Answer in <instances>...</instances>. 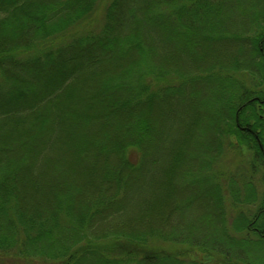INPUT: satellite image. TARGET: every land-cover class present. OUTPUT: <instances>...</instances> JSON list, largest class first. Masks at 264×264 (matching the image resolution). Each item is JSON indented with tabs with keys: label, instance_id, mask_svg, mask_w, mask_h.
Returning a JSON list of instances; mask_svg holds the SVG:
<instances>
[{
	"label": "trees",
	"instance_id": "16d2710c",
	"mask_svg": "<svg viewBox=\"0 0 264 264\" xmlns=\"http://www.w3.org/2000/svg\"><path fill=\"white\" fill-rule=\"evenodd\" d=\"M105 1L104 24L94 31L88 27ZM231 43L241 53L230 62L198 64V52L209 56ZM245 50L251 58L243 62ZM136 53L141 62L104 74L110 59ZM99 73L98 92L107 99H93L85 114L70 111L65 92ZM152 82L160 85L153 89ZM258 95L264 96V0H0V264H264L229 254L231 241H264L247 236L250 225L264 227V188L253 182L262 173L264 187ZM195 109L209 124L200 125L199 136L194 126L188 142L198 136L202 143L186 146L181 161L186 185L201 192L182 203H207L223 243L171 233L170 206L158 209L156 221L124 216L147 162L153 169L170 161V124L155 134L154 120L180 121L170 117L176 113L195 119ZM98 120V133L69 137L71 128ZM59 142L79 168L71 178L54 160ZM147 147L153 150L136 163L134 153ZM228 150L250 151L248 175L230 171ZM86 171L100 175L98 184L74 185Z\"/></svg>",
	"mask_w": 264,
	"mask_h": 264
},
{
	"label": "rangeland",
	"instance_id": "374dc122",
	"mask_svg": "<svg viewBox=\"0 0 264 264\" xmlns=\"http://www.w3.org/2000/svg\"><path fill=\"white\" fill-rule=\"evenodd\" d=\"M107 1L103 5H101L97 20L88 28H93V30L96 29V25L104 24L105 17L103 15V11L105 8ZM241 47H244V44H241ZM246 49V48H245ZM215 54H208L209 56L203 55V53L198 52V55L200 54L201 58L203 59V62H198L199 65H202V67H210L211 63L216 60H219L221 62H230L234 58V56H238L241 52L240 46L236 43H231L228 45H223L222 47H215L214 49ZM173 52V51H172ZM244 56L242 58L239 57L240 60L244 62V59H250V53L248 54L245 51H243ZM219 56V57H216ZM138 60L141 62L143 60L142 56L139 54H132V56L127 59L126 61H121L119 58H114L113 60L110 59V61L103 65V71L104 74H108L110 71L112 73H118L120 72L124 67V65L127 66V64L132 63L134 60ZM177 62L181 63L182 60L179 59ZM68 67V66H65ZM70 70L71 67H68ZM66 70L60 69L59 73L63 74L66 72ZM103 73V72H102ZM102 73H99L97 76H87V78H84L81 80L78 85L74 88H70L65 92V96L63 99L64 102L68 101L69 109L73 113L76 114H85L86 110H90L93 106V99H96L95 101H100V99H107L106 96L101 95V93L98 92L102 87V79L103 76ZM159 86L160 83H151V86L153 89L156 88V86ZM209 89V88H207ZM100 94V95H99ZM256 99H264V96H256ZM172 110H175L173 108ZM201 112L199 109H195L193 111V114H196V118L192 116H187L185 113L181 114V116L176 113L170 117L173 118H180V121L177 120H171L170 123L167 121V117H164L163 120L157 122V120H154L153 125L156 127V132L158 133V129L168 128L170 124V129L167 132H164V139L167 138L170 134V161L168 160L163 161V163L160 166H157L155 168H151L150 162L149 166H145L141 171V177L139 178V184L135 186L134 188L136 190L130 191L132 192V197L130 199H127L128 205L125 209L124 216L130 218L133 223L140 224V223H146L152 220H157L156 213L158 212V209L161 207L164 208V210L167 212L168 206H170V232L171 233H178L180 235L185 236L186 238H195L197 241H206L210 240L213 242L223 243L221 239H218L220 236V228L216 226L219 223L213 224L209 221L210 216L209 212L210 207L207 206V203L200 198L196 197L194 200L196 203H194L192 206H187L186 204L182 203L184 200H187L190 198L191 195L197 196L201 191L198 188L195 187H188L186 185L187 181L183 180V174L187 172V168L183 165L181 159H182V152L184 151L186 146H191L192 143H196L198 146L201 145L202 141L200 142L199 135H200V125H208L209 120L206 118L207 115H198V113ZM194 116V115H193ZM158 119V117H156ZM103 123L102 120H98L95 124L89 125L86 128H71L69 132V137L74 138L76 136H83L86 134H89L92 136L94 133H98L99 129L97 128L98 124ZM27 124H24L22 126L23 130L27 128ZM194 126L197 128L196 133L197 137L193 139L192 141L188 140L192 136L193 128ZM109 129H112L111 127ZM163 135V133H162ZM62 137V136H61ZM67 137V136H66ZM65 139V138H64ZM56 153L54 154V160L61 163L62 167L67 169V173H62L63 178H71L76 173V170H73L75 168H78L75 162V158L72 157V150L69 148H66V145H62L61 142L56 143ZM196 146V145H194ZM201 147V146H200ZM152 148H144L143 151H139V153H134V161L136 163H141L143 160L141 159L144 157L145 159L152 151ZM240 152V151H239ZM244 153V154H242ZM239 156V157H237ZM251 153L250 151H242L239 154H234L231 152V150L227 151V156L225 159L228 160V168H230V171H236L240 170L241 175L243 173L247 174L249 173V163L251 160ZM141 159V160H139ZM139 163V164H140ZM221 168V167H219ZM227 166L223 167V169H226ZM79 169V168H78ZM216 170V169H215ZM47 171V170H46ZM218 171V169H217ZM80 174L76 177L77 180L72 181L74 185L80 186L81 184H84L85 186L89 185V181L93 182L97 185L100 180V175L94 172L86 171V173L79 172ZM261 175L262 173H257L254 176V185L257 186V191H263V186L261 185ZM75 179V178H74ZM101 182V181H100ZM45 183V184H44ZM238 183V182H237ZM43 184L47 187V183L44 181ZM93 184V183H92ZM93 184V185H94ZM91 186V184H90ZM185 187V189H184ZM37 190V189H35ZM47 193H50L52 191L48 188L46 190ZM229 198V197H227ZM230 199L226 200L227 204ZM125 201V202H126ZM180 206L182 209H180ZM207 206V209H206ZM179 207V209H178ZM247 207V206H246ZM255 208H250V211H254ZM164 213V212H163ZM248 213V214H249ZM247 214V215H248ZM232 215V214H231ZM233 217V216H232ZM126 219V218H125ZM253 220V219H252ZM252 220L250 222L252 223ZM228 221L231 222V217L229 216ZM164 222V221H163ZM163 222H157L155 226L158 228ZM129 223V222H128ZM255 223V221H254ZM253 223V224H254ZM108 226H111L110 221H108ZM166 225H161V228L164 229ZM246 231V229H245ZM248 231V229H247ZM246 231V232H247ZM250 238H254L255 236L252 235L250 232L247 234ZM209 237V238H208ZM256 238V237H255ZM238 239V236H237ZM240 240V239H238ZM233 241H231L230 250L232 253H229L235 260L241 259V261H263L261 259L264 254V241L260 242L258 245L253 244L245 247H239V245L232 244ZM162 244V243H161ZM171 246V245H170ZM244 259V260H243ZM259 260V261H258Z\"/></svg>",
	"mask_w": 264,
	"mask_h": 264
},
{
	"label": "flooded vegetation",
	"instance_id": "af4514ba",
	"mask_svg": "<svg viewBox=\"0 0 264 264\" xmlns=\"http://www.w3.org/2000/svg\"><path fill=\"white\" fill-rule=\"evenodd\" d=\"M256 220H257V218L255 219V221ZM247 229H248V231H250V233L252 235H256L258 238L264 240V227L260 228L259 226L254 227V226L250 225ZM261 260H263V259H261Z\"/></svg>",
	"mask_w": 264,
	"mask_h": 264
},
{
	"label": "water",
	"instance_id": "95a60500",
	"mask_svg": "<svg viewBox=\"0 0 264 264\" xmlns=\"http://www.w3.org/2000/svg\"><path fill=\"white\" fill-rule=\"evenodd\" d=\"M260 147H261L262 151L264 152L263 147H262V144H260Z\"/></svg>",
	"mask_w": 264,
	"mask_h": 264
}]
</instances>
